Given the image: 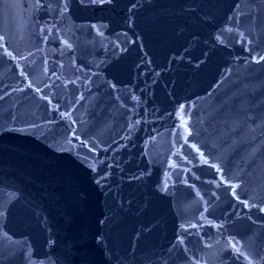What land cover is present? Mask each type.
<instances>
[{"label":"water","instance_id":"1","mask_svg":"<svg viewBox=\"0 0 264 264\" xmlns=\"http://www.w3.org/2000/svg\"><path fill=\"white\" fill-rule=\"evenodd\" d=\"M0 264H264V0H0Z\"/></svg>","mask_w":264,"mask_h":264}]
</instances>
